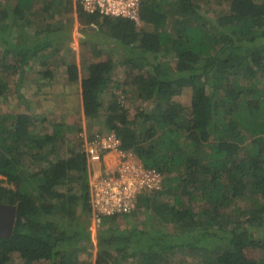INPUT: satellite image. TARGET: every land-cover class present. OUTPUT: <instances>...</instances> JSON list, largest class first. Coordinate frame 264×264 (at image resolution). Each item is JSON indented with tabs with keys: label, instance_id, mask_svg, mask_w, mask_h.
<instances>
[{
	"label": "trees",
	"instance_id": "obj_1",
	"mask_svg": "<svg viewBox=\"0 0 264 264\" xmlns=\"http://www.w3.org/2000/svg\"><path fill=\"white\" fill-rule=\"evenodd\" d=\"M208 1L140 0L138 16L150 31L75 4L78 24L85 16L87 24L110 25L118 40L141 34L137 48H125L118 62L123 81L114 76L116 65L97 60L95 52L81 64L76 51L67 57L57 47L49 54L64 56L56 71L46 67L28 80L22 72L11 82L4 70L24 68L50 45L25 46L26 29L32 36L59 35L60 27L39 28L38 18L51 8L72 13L74 5L0 0V183L12 186L0 184V203L16 207L12 235L0 237V264H92L77 259L92 243L78 220L92 219L81 142L60 155L64 133L39 132L31 116L4 108L10 95L25 99L27 83L38 88L33 97L41 91L40 98L51 99L43 89L57 75L75 89L87 121L102 120L118 134L120 149L164 176L163 189L137 198L157 217L158 230L153 236L123 230L116 222L121 215L98 216L94 264H171L178 250L203 255L202 264H228L226 245L240 243L261 248L258 264H264V0H215L228 5L212 16L204 12ZM137 99L143 105L135 106ZM67 184L74 187L63 190Z\"/></svg>",
	"mask_w": 264,
	"mask_h": 264
},
{
	"label": "rangeland",
	"instance_id": "obj_2",
	"mask_svg": "<svg viewBox=\"0 0 264 264\" xmlns=\"http://www.w3.org/2000/svg\"><path fill=\"white\" fill-rule=\"evenodd\" d=\"M226 2L221 1H215L212 0V2L208 1L207 5H204V12L208 16H212L214 9L216 8H227ZM52 9L46 10L51 11ZM46 13V12H45ZM72 15V14H71ZM47 21L52 23V26H56L58 23L54 20H50L49 17H46ZM38 68V65H33L32 63H29L25 67L26 71V77L32 76L34 73V69ZM4 70V69H3ZM123 70H119L120 77H117L116 80L123 81V77L121 76V72ZM5 74L6 72H9L8 75L6 74V79L9 78V81L13 82L15 80L19 81V72L15 70H4ZM137 73V72H135ZM123 74V73H122ZM36 74H34L35 76ZM114 76H116L114 74ZM28 85H24L23 88V94H24V100L20 98H15L13 95H10L8 97L7 105H5V110H11L13 113H20V114H28L32 117L33 122L38 125V131L42 133H51L54 131V127H56V130L64 133V142L65 145L60 151V155L69 154L73 148H75V143H78L80 141L79 134L81 130L86 131L89 133V135L94 133H101L105 134L107 132H111L107 129L105 124H103V121H87L84 116L83 112H81V106H80V100L78 102L77 94L75 92V89L73 90L69 86H64L63 82L61 81L60 76L57 75V77L52 81L51 86L44 88L43 90H48L52 94L51 99H44L40 98L43 93L40 91L38 92V95L35 97V99H32L31 93L35 94L36 90H38L37 86L34 85V89L32 92L30 89L27 88ZM13 88L10 87V90ZM65 94V95H62ZM66 96V100H60V97ZM186 98L182 101L183 105L186 106L189 104V95L185 94ZM29 98V99H27ZM57 100V101H56ZM108 96L104 98V104L108 101ZM135 106H141L143 103L137 99L136 102L133 103ZM148 103L144 102V106H147ZM47 118V121H43V118ZM34 124V125H35ZM60 125V126H59ZM112 133H115L113 131ZM81 142V141H80ZM66 153V154H65ZM119 163V158L117 155L110 151H103L101 154V160L98 163L93 164L94 171L99 170V176L101 177L104 175L105 172H108L115 168L117 164ZM70 176V173H69ZM2 186L12 188L10 184L7 182L0 183ZM63 190L74 187L71 184L62 185ZM165 189V187H164ZM159 200V199H158ZM157 200V202H158ZM244 204V203H243ZM242 207L243 205L240 204ZM246 207V203L244 204ZM194 207H197L194 205ZM233 207H230L225 214L229 213ZM126 218H124V215L118 216L116 219L117 225L119 226V229H128V228H139L143 231H147L148 233L152 234L155 230H158V222L157 217L152 214V211H148L140 206H138V202L136 201V206L132 213L126 214ZM79 224L83 227H86L89 236L91 239V244L87 245L89 249L87 248L86 252H81L78 254V260L80 262L90 261L92 264L95 263V259L97 256V253L99 251V248L97 247V239H98V232L101 228H99L98 223L93 220L87 221L86 218L82 217L79 218ZM112 224H109L111 226ZM145 242V240L143 241ZM239 244V243H237ZM227 247H231L232 249V255L230 253L227 254L225 257L228 264H258L259 260L262 257V252L260 251L261 248H256L252 245L246 244V243H240L239 245H235L233 247L232 245H226ZM91 253V256L89 258L88 254ZM14 258H17L16 255H14ZM203 255H195L192 252H184L183 250L176 251L172 258L169 259V263L171 264H202L203 262ZM122 264H131L130 260H123L121 261ZM120 262V263H121ZM21 264V263H20ZM168 264V262L166 263Z\"/></svg>",
	"mask_w": 264,
	"mask_h": 264
},
{
	"label": "built area",
	"instance_id": "obj_3",
	"mask_svg": "<svg viewBox=\"0 0 264 264\" xmlns=\"http://www.w3.org/2000/svg\"><path fill=\"white\" fill-rule=\"evenodd\" d=\"M89 13L125 17L138 20L140 0H78ZM86 161L89 205L91 217L128 215L136 206L138 196L145 191L163 189L164 176L153 168L144 166L137 156L120 149V138L115 133L106 138L88 139L81 134ZM103 151L117 155L119 163L101 177L93 164L100 162Z\"/></svg>",
	"mask_w": 264,
	"mask_h": 264
},
{
	"label": "crops",
	"instance_id": "obj_4",
	"mask_svg": "<svg viewBox=\"0 0 264 264\" xmlns=\"http://www.w3.org/2000/svg\"><path fill=\"white\" fill-rule=\"evenodd\" d=\"M46 17L50 18L49 15H44L41 20L40 17L38 18L39 28H41L42 26L43 27L46 26V23L42 24L43 20H47ZM60 19H61L60 23L63 31H61L59 35L55 33L48 37H46V34L32 36L33 35V33L31 32L32 30L30 28L29 30L26 29L27 41L24 42L25 46L28 44L31 45L32 42H36V43L40 42V44L44 42H48L50 44L46 50L42 51L40 55L38 54V57L32 58L31 60L28 61L27 65L29 63H32L33 65L36 64L38 65V68H35V66H33L32 69L34 68L35 69L32 76H30L31 78H35L38 72L44 71L46 67L52 68L53 70L56 71L55 67L57 65H55L54 63H57L60 59L64 58V56L62 55L68 57L69 50H74L77 52L78 54L77 62L78 63L81 62V64L84 62V59L90 60L91 52H95L97 54L96 57L97 60L111 61L113 64H115L117 70L116 72L114 71V74L116 75V77H120L119 70H123V68L118 64V62L119 61L121 62L122 58L126 56L124 49L125 48L129 50L132 49L131 51L135 50V48H137L138 44L140 43L142 37L140 35H135L133 31H131L129 33L123 34L122 39L118 40L117 37L116 38L114 37L116 33L114 32L112 26L110 25L103 26L101 25L102 23L87 24L85 22L86 20L85 16L81 17L80 24L78 25L77 19L71 15V12L62 14L60 16ZM48 28L52 29L57 27L48 25ZM56 35H58L57 38ZM57 47L58 50L61 51L62 55L60 54L55 55L57 53V50L53 55H49L50 52ZM46 56L47 58H45ZM42 62H45L46 64L45 67L42 64ZM27 65H25V67ZM25 67L24 68L17 67L15 69L19 72L18 76H20L22 72H24L23 76L28 80L30 77H26ZM123 72L124 70L121 73ZM34 74L36 75L34 76ZM121 76L123 77V74H121ZM24 85H28L27 87L28 89L34 87V84L32 83H27ZM44 92L47 91L44 90ZM32 99L34 100L35 97H32Z\"/></svg>",
	"mask_w": 264,
	"mask_h": 264
},
{
	"label": "clouds",
	"instance_id": "obj_5",
	"mask_svg": "<svg viewBox=\"0 0 264 264\" xmlns=\"http://www.w3.org/2000/svg\"><path fill=\"white\" fill-rule=\"evenodd\" d=\"M75 4H77V5H79L80 6V8L84 11V13H86V14H89V15H92V14H96V15H99V16H102V17H108V18H123V19H127V20H130L131 21V19H129V18H125V17H117V16H112V15H110V16H104V15H102V14H99V13H97V12H94V13H89V12H87V11H85L84 9H83V7L81 6V4H80V2L78 1V0H73V5H74V10H73V12L71 13L72 14V16L74 17V18H76L77 19V23H78V15H77V12H76V9H77V7H76V5ZM139 7H140V4H139ZM52 10L51 11H46V13H44V14H42L41 16H40V19H42L43 18V16L44 15H49L50 16V20H54L55 22H57L58 24L56 25V27L57 28H61V31H63V29H62V27H61V23H60V21H61V19H60V16L62 15V13H56L54 10H53V8H51ZM138 11H139V9H138ZM64 14V13H63ZM134 23H135V25L137 26V28L139 29V31H143V30H145V31H150V28H149V26H145V25H143V23L140 21V18H139V16H138V20L137 21H135V20H132ZM43 23H46V28H48V25H51L52 26V23L51 22H49V21H47V20H43L42 21V24ZM79 25V24H78ZM32 33H33V31H31ZM31 34V33H30ZM141 35V34H140ZM81 112H82V110H81ZM83 116H84V114H83ZM114 130H111V132H107V133H105V134H101V133H94V134H91V135H89V133H87L86 131H83V130H81V132H80V134H79V139H80V141H81V145L79 146V150H80V153L81 154H83L84 155V151H83V142H82V137H81V134H83V133H85V135H86V137L88 138V139H90V138H95V136H99L100 138H106L107 136H109V134H111L112 132H113ZM115 134H117V133H115ZM117 136H118V134H117ZM119 137V136H118ZM79 141V142H80ZM84 157H85V155H84ZM1 178V177H0ZM2 204H7V205H11V204H8V203H2ZM13 206V205H12ZM15 207V206H14ZM16 208V207H15ZM15 216H16V212H15ZM14 222H15V220H14Z\"/></svg>",
	"mask_w": 264,
	"mask_h": 264
},
{
	"label": "water",
	"instance_id": "obj_6",
	"mask_svg": "<svg viewBox=\"0 0 264 264\" xmlns=\"http://www.w3.org/2000/svg\"><path fill=\"white\" fill-rule=\"evenodd\" d=\"M16 208L0 203V237H10L14 228Z\"/></svg>",
	"mask_w": 264,
	"mask_h": 264
}]
</instances>
